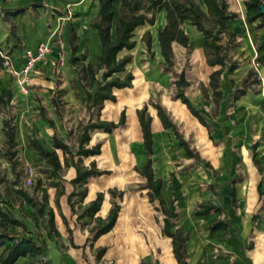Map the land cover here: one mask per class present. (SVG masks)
<instances>
[{
  "label": "crops",
  "instance_id": "obj_1",
  "mask_svg": "<svg viewBox=\"0 0 264 264\" xmlns=\"http://www.w3.org/2000/svg\"><path fill=\"white\" fill-rule=\"evenodd\" d=\"M82 1L83 0L0 1L1 51L6 52L10 59H13V61L17 63L21 60L23 50H35L40 43H52L56 39L55 34L58 29V20L51 19L54 22L52 26H50L51 24L48 21V6L55 4L69 7L71 5H79ZM97 7L98 0H93L92 10L91 0H84L83 5L79 7L81 15L77 22V28H73L84 44L89 45L90 49L91 44L93 45V49H91L92 54L99 55V38L97 37L96 29L90 24L96 14ZM20 8L23 9L22 12L17 13L16 15L3 17L7 11ZM158 13L160 14L158 22L163 26L165 23V11L161 10ZM59 18L60 17H58V19ZM236 19L227 22L229 29H231L229 26L230 23L235 22ZM138 27L140 26H137L135 29ZM71 29L72 28L69 27L63 34L66 57L65 66L62 67V70L63 72H66L67 75L70 74V78L67 80L68 86H58L54 89L52 85L39 80L41 85L39 90L46 87L47 97L43 96L42 100L39 98H31L27 100L26 102L30 107L22 119L18 120L17 114H13L16 148L21 147L23 148V151L33 153L39 164L44 163V159L37 153L35 148L28 145L29 137H35L46 148H50V137L54 131L57 133V128L60 127L62 131L60 134H57L67 139V133L71 131L72 136L69 138V142H74L73 136L75 134V126L77 122H75L73 130H70L71 128L64 129L65 117L63 112L61 111L62 115L59 118L51 104V96L54 91L60 88L64 90V93L61 96V99L65 102L64 104L74 105L75 103H78L79 105H83L82 99L84 97V91L80 86L77 71L69 62L72 54L68 41ZM193 29L199 34V48L202 49V34L195 26ZM258 35L262 40L260 41V38H257L258 50L255 55H261L264 57V34L262 36L260 34ZM156 36L157 30L155 32V45L158 49ZM260 46L262 47L259 48ZM78 49L79 45L75 52V55L77 56ZM55 53L56 49L53 48L50 55ZM84 62L87 63L91 61ZM258 64L260 68L264 69L263 64ZM49 66L50 65L46 66L48 72ZM210 67L214 70L218 66ZM240 67L241 65L236 70ZM249 68H251V66H249ZM249 68L246 69L248 70ZM134 79H136V77L133 78L131 87L115 88L114 93L116 95V100H105L103 102V107L100 110L101 119L117 121L120 111L125 109L124 105L129 104V115H126L125 111V123L122 126L115 128L110 133L99 129L90 131L88 145L95 144V142H92V138L95 134L104 137L113 132L121 131V133L129 136L131 139L139 141L141 149L138 156L135 158L133 165L141 167L145 163L147 156L143 148L142 134L136 115V109L140 108L139 104L142 103L146 96L144 94H134V91H137L135 87L137 83ZM231 88L232 86L230 85V88L227 90L229 94L231 93ZM220 89L222 90V99L219 103L218 110L222 109V107L229 102V98L224 96V86L221 82ZM36 90L38 89L36 88L34 92L41 95V93ZM118 91L122 92L119 96H117ZM206 91L208 92V90ZM9 92L12 94L9 84H2L0 86V97L6 99ZM246 94L240 97H243ZM65 95H70V98H64V100L63 96ZM210 97L211 95H209V98ZM240 97L236 100H233V98L231 100L237 102ZM7 104L8 101L6 102V105ZM41 106L46 110L44 116H41L40 114ZM48 111H50V116L47 115ZM148 112L151 115V131L153 138L152 168L154 175L162 179L161 194L165 202L169 204L172 199L174 200L177 217L173 220V228H177L181 232H188L189 234V238L186 241V251L188 253L186 264H264V178L263 172L260 170V168L264 169V163H253L252 160H250L248 168L244 174L239 176H235V174L228 171L225 173L221 172V176L215 179L217 183V195L212 192L213 189L211 187H208L207 189L204 188L203 191H201V189L195 188L194 186L192 188H190L191 186L187 187L189 190L185 194V186H181L183 183L180 184L177 182L175 185H168L167 178L173 171L171 167V144H168L167 155L164 160L159 158L157 152L156 140L165 141L166 137L168 141V133L171 129H165L161 125L154 108H148ZM174 112L185 125V130L190 131L192 128L191 126L195 125V123L188 118H185L183 112H178L176 110H174ZM88 116L89 115H87L85 119H87ZM2 118L3 116L0 117V140L3 139L2 142L4 143L5 136L2 131ZM47 119L53 120L55 128L49 124ZM23 124L24 126L22 127ZM186 125H189L190 127L187 129ZM178 146L182 148L180 145ZM244 148V151L248 152V147L245 146ZM100 150L101 152L97 155L83 156L82 164L84 166H89L91 160H95L97 168L109 170V173H104L98 176H89L86 179V182L83 185L86 188L85 196L81 203H74L76 212L72 211L68 202V195L73 190L77 189V185L71 182V179L75 177L76 171L73 166H67L64 168L63 186L65 193L59 197V206L67 223L64 222L55 207V188L48 187L47 189L48 205L53 209L54 224L59 236H55L53 233L48 236L47 231L41 222H39V226L37 227L32 218L24 215V213L30 214L33 212V208L25 202L13 208L12 215L20 219L26 225L27 230L30 231L29 235L37 241L45 242L43 247V257L46 264H156V260H158L160 264H176V259L173 256L171 249V240L161 232L163 220L162 225H153V211L146 208L144 202H141L139 207L137 206L140 193L137 197L136 195H133V198H130L124 192L122 198L117 199L120 204V210L115 224L109 231L99 235L95 239H91L92 234L89 231L93 224L91 219L86 217L82 220L77 219V213L80 211L79 204L84 205L88 203L90 200L94 199L97 192L100 191L104 193L103 199L94 216L105 217L111 206V198L107 190L113 187H120V177L118 176V173L114 174V167L105 164V155L107 152H104L101 144ZM182 150L183 153H185L183 148ZM134 172L138 174L135 170ZM233 189L235 190L236 205H233L231 198ZM141 201L143 200L141 199ZM208 202L215 204L220 209V212L212 210L207 214L197 215L195 210L198 208V205L200 203ZM217 218H221L228 223L227 231L224 229H216L213 232L209 231V224ZM69 229L71 234H69ZM70 236L75 246L71 245L69 239ZM99 247H105L106 250L101 257H96L95 252ZM1 250L2 247H0V252ZM31 259L32 258L29 255L20 256L16 259L14 264H29Z\"/></svg>",
  "mask_w": 264,
  "mask_h": 264
},
{
  "label": "trees",
  "instance_id": "obj_2",
  "mask_svg": "<svg viewBox=\"0 0 264 264\" xmlns=\"http://www.w3.org/2000/svg\"><path fill=\"white\" fill-rule=\"evenodd\" d=\"M6 2V0H0ZM244 7V20L246 23H255L256 28H264V0H241ZM165 11V23L157 29V44L163 61L161 63L163 69L171 70L173 66V50L172 44L178 43L184 47H189V38L183 29V24L188 22L191 26L202 34V52L205 62L209 66H218L208 75V85L211 89L210 99L215 105L214 113L218 111L219 103L222 99V90L220 89V77L227 66V73L233 74L240 66V61L232 59L228 54V50L239 45L237 34L229 29L227 22L239 17V13L230 10L226 0H98V7L95 16L91 20V26L96 29L99 42L100 53L97 62L85 63L86 53L75 55L78 47L79 37L74 28L69 34V45L72 51L69 62L74 66L78 73L79 83L84 91L82 99L83 106L89 115L87 119H79L75 126V134L73 143L69 142L72 132L67 133V139L59 136L56 131L50 137V148H46L35 137L28 138V145L35 148L37 153L44 159V163L35 165L39 175L34 178L32 191H29L19 183V174L17 172V149L15 141V125L13 123V115L4 113L2 118V131L5 140L0 155H2L9 163L10 172L13 176L12 180H7L6 173L0 172V184H3V190H0V264H14L20 256L29 255L31 261L29 264H46L43 257L44 241H37L27 230L26 225L18 218L12 215V209L17 205L25 202L33 208L30 214L24 215L33 219L38 227L39 222L47 231V235L54 234L59 236L54 224V212L52 207L48 205V187L55 188V207L60 216L66 222L65 217L60 211L59 197L65 193L63 186V171L67 166L75 168V177L71 182L77 185V189L68 195V202L73 212L75 202L82 201L85 196L86 188L84 183L89 176H98L109 173V170L99 169L96 167L95 160H91L89 166L82 164V157L89 155H97L101 152L100 144L95 143L88 145L90 139V131L94 129L103 130L110 133L115 128L125 123V109L120 111L117 121L105 120L100 118V110L105 100L115 101V88L131 87L133 74L130 71L125 72L126 65L131 61V54H124L118 57V53L123 50H130L135 46L134 30L137 26L145 23L153 25L156 14ZM23 9H15L7 11L3 17L16 15ZM225 38V43L222 39ZM141 41L145 43L150 53L152 47V35L149 29L144 30L141 35ZM260 46L259 48H261ZM0 49V68H2L5 58L2 56ZM255 62L264 65V57L257 55ZM124 72L121 76L119 73ZM175 94L174 98L183 103L188 111L203 125L208 137L212 139L210 124L204 115L195 108L190 98L185 93V88L189 86L190 81L185 77L184 70L175 73ZM230 85L233 88L232 98L238 99L246 94L249 90L257 92L258 88L254 85H261L260 76L249 68L246 74L235 82L233 78H229ZM203 96L209 98L208 92L203 88ZM64 90L62 88L54 91L51 96V104L54 111L60 118L61 107L65 103L61 96ZM10 92L6 99L0 97V112L3 113V107L10 99ZM155 109L156 115L165 129H171L178 145H180L187 156L197 161L203 162L206 167L212 168L209 161L201 158L198 152L190 147L189 142L177 129L176 124L166 111L165 107L159 102H149ZM45 108L41 106L40 114L44 116ZM137 119L142 134L143 148L146 153V161L141 167L134 166L133 169L144 178L142 186L145 189L147 200L153 205L154 210L163 215V225L161 232L171 240V249L176 259V264H186L188 253L186 251V241L189 238L188 232H181L177 228H173V220L177 217V211L172 199L169 204L165 202L161 194L162 179L154 175L152 168L153 155V138L151 131V115L148 112V103L136 109ZM49 124L55 128L52 119H47ZM256 147V144L253 145ZM60 153H59V152ZM256 163L257 160L253 158ZM263 172L264 169L260 168ZM9 184L11 186H9ZM108 193L111 198V206L105 217L94 216L98 211L103 199V192H97L96 197L88 203L79 204L80 211L77 213V219L82 220L84 217L90 218L93 222L89 231L92 234L91 239L97 238L99 235L109 231L117 219L120 204L117 199H121L125 190L115 187L109 188ZM74 198V199H73ZM233 205H236L235 190L231 193ZM16 202H19L16 204ZM220 212V209L213 203H200L195 210L197 215H204L210 211ZM228 223L217 218L213 220L208 229L213 232L216 229H224L227 231ZM69 234L71 231L69 229ZM71 245L75 246L71 236L69 237ZM106 248L99 247L96 249V257H101ZM143 264V263H141ZM156 264H160L156 260Z\"/></svg>",
  "mask_w": 264,
  "mask_h": 264
},
{
  "label": "rangeland",
  "instance_id": "obj_3",
  "mask_svg": "<svg viewBox=\"0 0 264 264\" xmlns=\"http://www.w3.org/2000/svg\"><path fill=\"white\" fill-rule=\"evenodd\" d=\"M226 1L230 10L239 13L236 21L229 25L236 32L239 45L231 47L228 50V54L231 55L232 59L239 60L241 67L229 75L226 66L225 71L221 75L220 82L224 86V96L229 98V102L216 113H214L215 109L212 101L210 98L204 97L202 91L203 88H206L209 95L212 93L208 85V74L212 68L205 62L202 49L199 48V34L194 31V27L188 22L183 24V29L188 35L189 47H184L178 43L172 44L174 63L171 70L163 69L161 65L163 58L155 45V32L158 27L162 26L158 22L159 13L156 14L153 25L145 23L135 29L133 37L135 46L132 49H123L118 53V57L124 54H131V61L126 65L125 72L130 71L133 74V78L136 77L134 81L137 83L135 85L137 91L135 90L134 94H144L146 96L142 103L139 104V107L148 103V108L152 109L153 107L149 102L161 103L176 124L179 132L189 142L190 147L198 152L201 158L212 164V168H209L203 162L186 156L182 148L178 146L177 139L172 130H169L168 133L170 143L166 137L165 141L156 140L157 152L161 160L166 158L168 144H171V167L173 171L167 178L168 185H175L177 182L183 183L181 186H185V194L189 190L187 187L191 186L190 188H192L194 186L201 189V191L204 188L211 187L213 189L212 192L217 195L218 191L216 190L217 183L215 179L221 176V172L225 173L228 171L235 174V176H239L244 174L250 160L255 163L253 158L258 163H264V69L260 68L259 64L255 62V53L258 50L257 38H260L258 34L262 36L264 28L258 29L255 27V23L245 22L244 7L241 0ZM83 3L84 0L79 5H71L69 7L55 4L48 6V21L51 24L50 26L54 22L51 19L58 20V29L55 34L56 39L49 44L50 48L47 55L36 61L34 70L29 75H26L22 71L23 55H21V60L15 63L6 52L2 51L5 61L2 68H0V86L2 84H9L12 94L11 99L8 100V104L3 107V113L0 112V117L8 112L11 115L17 114L18 120H20L30 107L26 102L27 100L31 98L42 100L43 96L47 97L46 87L39 90L41 88L39 80L52 85L54 89L58 86H68L67 80L70 78V74L67 75L62 70V67L65 66L66 57L63 34L69 27L77 28V22L81 15L79 7ZM92 4L93 0H91V10ZM58 17L60 18L58 19ZM146 29H149L152 35V53L149 52L145 43L141 41V35ZM222 43H225V38L222 39ZM78 45V55L85 52L86 62H97L98 55L92 54V44L90 49L89 45L84 44L79 39ZM53 48L56 49V53L50 55ZM47 65H50L49 72L46 67ZM249 66L260 76L261 85L259 87L253 86L255 89L258 88L257 92L249 90L245 96L240 97L237 102H233L231 100L233 88H231L230 94L227 91L230 88L229 78L232 77L235 82H238L246 74L247 71L245 70ZM181 70H184L185 77L190 81L189 86L185 88V93L195 108L204 115L210 124L212 139L208 137L206 128L190 114L186 106L180 100L174 98L175 73ZM123 74L124 72L119 73L121 76ZM36 88L38 89L36 91H39L41 95L34 92ZM121 93L118 91L117 96ZM64 98L69 99L70 95H65L63 96ZM124 107L126 115H129V104L124 105ZM61 108L65 117L64 129L71 128L70 130H73L75 122L79 119H85L88 115L84 106L78 103L74 105L63 104ZM174 110L183 112L185 118L195 123V125L191 126L190 131L185 130V125L175 115ZM47 115L50 116V111L47 112ZM189 127V125H186L187 129ZM61 131L62 129L58 127L57 133L60 134ZM2 140H0V149L3 146ZM92 142H99L103 146L104 152H107L105 164L114 167V174L118 173L120 187L115 188H123L130 198H133V195L137 197L140 193L137 206L139 207L140 203L144 202V206L153 211V225H162L163 217L161 213L154 210L153 205L146 198L145 189L142 190L144 178L136 174L132 168L135 158L141 149L139 141L131 139L129 136L121 133V131H116L104 137L95 134ZM254 144H256V147L253 146ZM245 146L248 147V152L244 151ZM16 149L17 160L19 162L17 165V172L19 174L18 185L32 191L34 178L39 175L35 165L39 163L33 153L23 151L21 147ZM0 172H5L7 180H12L13 176L10 172L9 163L2 155H0ZM9 186L11 185L9 184ZM0 190H3V184H0ZM18 203L16 202V204Z\"/></svg>",
  "mask_w": 264,
  "mask_h": 264
},
{
  "label": "built area",
  "instance_id": "obj_4",
  "mask_svg": "<svg viewBox=\"0 0 264 264\" xmlns=\"http://www.w3.org/2000/svg\"><path fill=\"white\" fill-rule=\"evenodd\" d=\"M49 51V43H40L35 50L25 49L23 50V65L22 71L26 75H29L33 70L35 63L38 59H41L47 55ZM2 54V53H1ZM3 56V55H2ZM4 57V56H3Z\"/></svg>",
  "mask_w": 264,
  "mask_h": 264
},
{
  "label": "bare ground",
  "instance_id": "obj_5",
  "mask_svg": "<svg viewBox=\"0 0 264 264\" xmlns=\"http://www.w3.org/2000/svg\"><path fill=\"white\" fill-rule=\"evenodd\" d=\"M46 44H48V43H46Z\"/></svg>",
  "mask_w": 264,
  "mask_h": 264
},
{
  "label": "water",
  "instance_id": "obj_6",
  "mask_svg": "<svg viewBox=\"0 0 264 264\" xmlns=\"http://www.w3.org/2000/svg\"><path fill=\"white\" fill-rule=\"evenodd\" d=\"M263 12H264V10H263Z\"/></svg>",
  "mask_w": 264,
  "mask_h": 264
}]
</instances>
